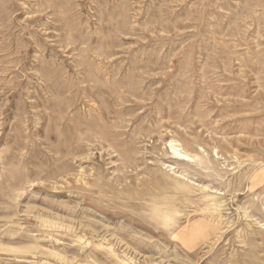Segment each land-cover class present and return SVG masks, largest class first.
Returning a JSON list of instances; mask_svg holds the SVG:
<instances>
[{"label": "rangeland", "instance_id": "rangeland-1", "mask_svg": "<svg viewBox=\"0 0 264 264\" xmlns=\"http://www.w3.org/2000/svg\"><path fill=\"white\" fill-rule=\"evenodd\" d=\"M0 264H264V0H0Z\"/></svg>", "mask_w": 264, "mask_h": 264}, {"label": "bare ground", "instance_id": "bare-ground-1", "mask_svg": "<svg viewBox=\"0 0 264 264\" xmlns=\"http://www.w3.org/2000/svg\"><path fill=\"white\" fill-rule=\"evenodd\" d=\"M98 119H99V118H98ZM98 119H97V120H98ZM100 119H101V118H100ZM76 120H77V119H76ZM86 121H87V120H86ZM103 121H104V120H103ZM98 122H99V121H98ZM100 122H101V121H100ZM86 124H87V123H86ZM100 124H101V123H100ZM101 125H102V124H101ZM88 127H89V126H88ZM102 127H103V126H102ZM175 151H176V150H175ZM177 154H178V156H182V157L184 156V155H181L180 152H177ZM177 154H175V155H177ZM211 207H212V206H211ZM207 208H208V207H207Z\"/></svg>", "mask_w": 264, "mask_h": 264}]
</instances>
